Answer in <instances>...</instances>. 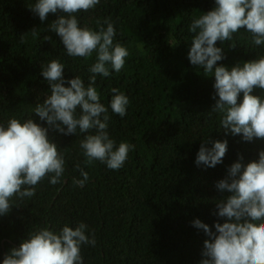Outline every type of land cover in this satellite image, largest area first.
<instances>
[{"label":"trees","instance_id":"obj_1","mask_svg":"<svg viewBox=\"0 0 264 264\" xmlns=\"http://www.w3.org/2000/svg\"><path fill=\"white\" fill-rule=\"evenodd\" d=\"M34 2L0 0V123L32 117L48 128L49 139L65 157V173L56 185L45 177L31 198L14 197L11 212L0 216V264L30 232L42 227L59 231L80 222L96 238L94 247H81L84 264H199L207 237L192 222L198 218L215 230L214 223L223 222L214 215L215 200L226 195L216 182L240 155L246 165L264 150L262 139L244 141L219 128L220 114L210 112L215 77H206L188 59L189 25L214 8L215 0H100L94 9L77 14L82 27L94 30L106 27L103 21L110 18L114 42L130 53L119 72L109 66L110 75H98L95 85L105 106L112 88L130 100L124 117L110 107L108 113V132L117 145H135L119 170L99 161L85 164L80 141L88 133L61 134L33 113L50 94L43 66L59 59L65 80L76 75L87 85L96 60L95 53L87 59L67 55L60 36L48 29L62 13H50L41 22L29 8ZM217 46L224 51L217 65L229 68L264 56V45H254L244 29ZM253 94L264 97V90L254 89ZM242 99L240 93L238 103ZM205 138L209 147L217 139L228 141L223 162L214 168L195 163ZM77 165L89 173L84 186L72 182L80 175Z\"/></svg>","mask_w":264,"mask_h":264},{"label":"clouds","instance_id":"obj_2","mask_svg":"<svg viewBox=\"0 0 264 264\" xmlns=\"http://www.w3.org/2000/svg\"><path fill=\"white\" fill-rule=\"evenodd\" d=\"M99 3L100 0H35L29 5L41 22L50 13H62L48 29L60 36L67 55L87 59L96 54L87 85L76 75L65 80V65L59 59L43 66L41 74L50 85V94L35 106L33 113L61 134L76 135L77 130L88 133L80 141L85 164L99 161L108 169L119 170L135 145L124 141L117 145L108 132V113L110 107L112 113L124 117L130 100L118 88H112L110 103L105 106L95 85L98 75H110V67L119 72L130 53L126 46L114 42L116 28L110 18L99 30L80 25L77 14ZM241 29L252 34L254 45H264V0H215L214 8L193 18L189 25L193 35L188 59L202 69L203 75L215 77V104L210 112L220 114L219 128L250 142L264 140V97L253 94L254 89L264 90V56L230 68L217 65L224 59L217 42L232 41ZM32 33L36 35V28ZM240 93L243 99L238 103ZM209 142L203 139L195 163L214 168L223 162L228 141L217 139L211 141L210 147ZM59 149L49 139L48 128L32 117H11L6 125L0 123V216L11 212L14 197H33L45 177H50L53 185L62 182L66 162ZM242 161L240 155L229 166L227 175L215 184L221 193H226L215 200L214 215L223 222L217 220L215 230L198 218L192 222L207 237L199 264H264V150L259 152L258 160L246 165ZM76 168L80 175L72 182L84 186L90 180L89 173L80 165ZM87 231L84 222L74 228L65 224L59 231L39 228L30 232L19 247L11 248L2 264H84L81 247L96 245L95 233L89 235Z\"/></svg>","mask_w":264,"mask_h":264}]
</instances>
